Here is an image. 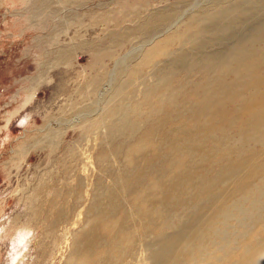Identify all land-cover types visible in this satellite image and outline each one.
Returning a JSON list of instances; mask_svg holds the SVG:
<instances>
[{"label": "rangeland", "instance_id": "obj_1", "mask_svg": "<svg viewBox=\"0 0 264 264\" xmlns=\"http://www.w3.org/2000/svg\"><path fill=\"white\" fill-rule=\"evenodd\" d=\"M60 1L0 0V264H154L160 238L138 221L130 230L127 216L144 204L162 208L163 231L176 234L196 211L188 171L224 150H264V125L246 147L237 128L204 133L211 121L192 95L199 85L198 96L209 98L211 88L202 89L207 58L217 72L242 42L264 49V0H235L245 15L235 25L234 14L220 13L228 0H189L148 34L134 29L176 0ZM203 7L213 15L200 17ZM191 22L207 30L147 58L156 43ZM122 33L126 41L113 43ZM192 115L198 118L180 125ZM257 152L235 159L252 160ZM243 179L225 173L210 193L234 192ZM247 189L264 200V178ZM239 200L206 209L195 224L199 239L178 243L174 264H193L223 243L220 208L264 216V209H249L250 200ZM225 225L236 229L233 239L243 227L235 216Z\"/></svg>", "mask_w": 264, "mask_h": 264}, {"label": "bare ground", "instance_id": "obj_2", "mask_svg": "<svg viewBox=\"0 0 264 264\" xmlns=\"http://www.w3.org/2000/svg\"><path fill=\"white\" fill-rule=\"evenodd\" d=\"M84 1L61 0L59 3L69 4ZM188 1L176 0L172 5L158 9L146 20L145 24L143 23L138 29H134V32L148 34L161 28L177 16L182 6ZM227 3H230L229 6L220 10V13L224 15L234 14L230 25H235L245 16L244 12L240 10V5L235 3V0L232 2L228 0ZM200 12L203 14L200 17H210L212 14L210 7H203ZM194 29L198 32H194ZM204 30H207L204 26L191 22L183 30L173 33L156 43L152 50H148L149 52L147 51L145 55L148 58L151 55L164 54L168 46L174 45L175 42L185 43L190 37L197 36L198 33H202ZM127 36L128 34L126 33L118 34L114 38L113 43L116 42V44L122 45L126 41ZM243 43H240L238 50L234 53H229L223 57V64L217 72H211L212 63L210 58L203 62L205 67V75L203 76L205 78L203 76L202 78L205 80L202 89L209 91L211 88L209 98L205 95L198 96L199 85L194 91H191L198 105L200 104L202 112L211 121V128L204 129L203 132L212 134L210 130L215 131L217 127L221 130L223 127L226 133H231L233 129L236 130L237 128L238 130L236 131L239 132L242 145L246 147L250 145L251 141L258 139L256 134L264 125V94L262 93L264 89V49L257 50L251 48L250 45H246V43L243 46ZM61 56L68 57L69 52H63ZM223 66L231 69H225ZM244 67H247V70ZM230 74L234 75L235 79L237 75H242L244 78L239 81L234 79L227 80V76ZM249 74L251 77H246ZM119 90L121 92L122 88L119 87ZM212 90H216V94H211ZM110 111L112 112L113 110L111 109ZM195 118L198 117L192 115L189 118H183L180 120V125L185 127L191 124ZM197 131H200L199 127ZM261 138H264V135ZM223 141L224 138L219 141L215 140V143L216 145H221ZM234 149L224 150L225 156L228 157ZM235 150V154L230 155L229 158H226L224 154L219 158L213 155L210 156L212 158H210L207 166L203 167L198 164L196 169L188 171V189L194 187L197 192L194 199L196 211L193 212V215L188 216L178 233L167 234L165 230L163 231L162 208L156 207V210L151 211L149 205L144 204L136 209V215L131 212L129 214L130 217L127 216V226L129 224L130 230L133 229V224L138 221L144 229L143 232L146 229L148 232L156 233L160 238V249L155 255L154 264H174L178 243L183 242L187 237H192L193 241L199 239L195 224L202 219L206 209L209 210L212 204L221 201L238 203L241 202L239 200L241 197L242 201L250 200L253 202L252 207L249 209L255 207L256 210L264 209V200H261L260 192L247 189V186L254 180L264 178V150L249 148ZM250 151H258L257 153L259 154L254 155L252 160L244 157L235 159L237 157L236 153H247ZM205 170L209 172L208 175L203 172ZM212 172L215 173L213 174ZM231 172L244 176L243 186L230 193H220L219 195L218 193H210L211 188L214 187L213 183L220 181L225 173ZM183 185L182 182L178 183V187ZM202 190H205L207 194L206 192H201ZM176 197L180 202L183 196L176 195ZM233 210L236 211L234 212ZM206 215L207 217L204 221L209 220L210 213ZM231 216H235L239 220V224H243V227L238 230L239 236L234 239L229 237L231 235L230 230L236 229H230L229 225H225ZM216 222L222 234L221 240H223V243L214 248L210 255L199 257L193 264H257L261 256H264V216L255 219L253 215L248 213V209L241 210L237 207L233 209L220 208ZM130 230H128V234H130Z\"/></svg>", "mask_w": 264, "mask_h": 264}]
</instances>
